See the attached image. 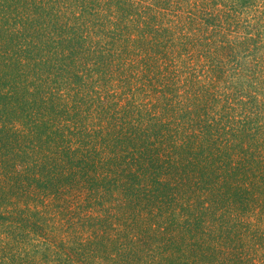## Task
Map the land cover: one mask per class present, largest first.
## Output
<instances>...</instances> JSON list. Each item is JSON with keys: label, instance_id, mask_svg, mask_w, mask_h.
I'll use <instances>...</instances> for the list:
<instances>
[{"label": "trees", "instance_id": "obj_1", "mask_svg": "<svg viewBox=\"0 0 264 264\" xmlns=\"http://www.w3.org/2000/svg\"><path fill=\"white\" fill-rule=\"evenodd\" d=\"M264 0H0V264H264Z\"/></svg>", "mask_w": 264, "mask_h": 264}, {"label": "rangeland", "instance_id": "obj_2", "mask_svg": "<svg viewBox=\"0 0 264 264\" xmlns=\"http://www.w3.org/2000/svg\"><path fill=\"white\" fill-rule=\"evenodd\" d=\"M264 34V33H263ZM263 39H264V35H263Z\"/></svg>", "mask_w": 264, "mask_h": 264}]
</instances>
